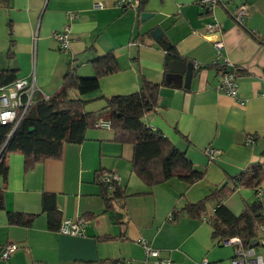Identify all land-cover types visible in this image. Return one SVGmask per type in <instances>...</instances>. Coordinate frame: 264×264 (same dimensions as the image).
Masks as SVG:
<instances>
[{
    "label": "crops",
    "instance_id": "1",
    "mask_svg": "<svg viewBox=\"0 0 264 264\" xmlns=\"http://www.w3.org/2000/svg\"><path fill=\"white\" fill-rule=\"evenodd\" d=\"M197 1L144 0L141 8L133 9L119 7L117 0H0V73L33 81L35 94H53L69 68L76 76L91 78V61L115 57L119 69L100 76L99 88L79 97L87 112L101 110L112 96L135 93L141 78L161 84L170 60L205 67L193 69L197 74L187 88L172 82L161 85L155 108L143 118L204 172L202 180L143 184L131 168L132 145L113 141L110 128L95 127L82 143L63 144L58 158L26 170L24 156L11 153L5 183L0 176V254L9 245L17 249L7 259L0 257V264H142L139 240L174 264H230L233 246L212 236L208 219L184 214L170 218L174 210L202 200L215 188L230 187L231 177L251 167L262 172L264 216V0H243L248 13L241 25L234 21L240 0L213 8ZM141 13L151 15L141 21ZM211 22L222 32L219 56L212 45L216 36L205 35ZM65 28L69 47L62 51L53 34ZM155 28L161 31L157 39L151 35ZM166 47L177 58L167 61ZM223 60L237 68L243 105L216 88ZM208 148L219 150L216 159H208ZM102 172L116 175L123 193L109 209L100 194ZM45 195L52 196L61 218H84L83 236L63 235L58 227H49L42 210ZM254 200L252 189L239 187L221 204L238 216L245 203ZM216 206L214 201L206 204L208 215ZM9 213L34 218L28 226L11 224Z\"/></svg>",
    "mask_w": 264,
    "mask_h": 264
},
{
    "label": "trees",
    "instance_id": "2",
    "mask_svg": "<svg viewBox=\"0 0 264 264\" xmlns=\"http://www.w3.org/2000/svg\"><path fill=\"white\" fill-rule=\"evenodd\" d=\"M143 2L141 0L139 8ZM165 52L167 61L177 58L171 48L166 47ZM91 65L93 77L81 78L69 68L60 87L53 94L46 98L33 94L32 103L16 126L0 125V176L3 183L7 177L6 160L9 154H22L25 170L29 169L45 159L58 158L63 144H80L85 141L87 132L94 129L99 121L107 122L114 132L113 141L132 145L131 168L143 184L154 186L172 178L189 184L202 180L204 172L196 170L184 154L155 129L147 127L143 120L144 115L155 108L160 86L169 83L163 81L161 84H154L141 78L139 89L135 93L112 96L106 100L101 110L87 112L84 110L85 102L79 97L96 91L100 76L119 69L112 54L91 61ZM15 80L14 75L8 71L0 73V87ZM103 173H100L98 182L105 209H109L113 202L123 199V193L118 182L102 183L100 177ZM261 181L262 172L259 167L246 168L229 179L230 187L225 184L215 188L202 200L174 210L170 219L175 220L180 214L194 220L206 218L214 238L223 241L236 237L246 247L258 236V228L264 219L261 195H258ZM239 187L252 189L255 200L245 203L243 211L238 216H233L222 206L221 201ZM52 199L51 195L43 196L42 210L47 214L49 227L56 229L62 218L54 203H51ZM210 201L217 202V206L208 215L206 204ZM3 208L2 186L0 210ZM33 218L34 216L8 214L11 224L28 226Z\"/></svg>",
    "mask_w": 264,
    "mask_h": 264
},
{
    "label": "built area",
    "instance_id": "3",
    "mask_svg": "<svg viewBox=\"0 0 264 264\" xmlns=\"http://www.w3.org/2000/svg\"><path fill=\"white\" fill-rule=\"evenodd\" d=\"M232 0H198L197 3L206 8H213L224 2H231ZM140 0H117V5L121 8L131 7L137 9L139 7ZM96 7L101 5L96 3ZM248 13V6L243 1L235 7L234 21L241 25L243 19ZM72 17V15H71ZM206 37L216 38L212 40V45L215 49L217 56L220 55L224 48L222 41V32L217 23L211 22L206 25ZM220 36V37H218ZM53 38L58 44L60 50L65 51L69 47V34L65 28L61 32H55ZM195 69H199L203 66L199 64H193ZM223 71L221 79L216 84V88L219 92L236 100L240 105L244 102L238 98V75L236 67L226 60L222 62ZM35 93V86L33 81L15 80L7 86L0 87V125H14L19 122L22 116L27 111L28 107L32 103V97ZM98 128H109L107 122L99 121L96 125ZM247 143H251L250 138L247 139ZM219 150L215 148H208L205 151L209 160H214L219 155ZM101 182L110 184L112 182H118V177L114 174L104 172L101 175ZM261 195V192H258ZM204 220V219H203ZM84 218H62L58 226V232L68 236H83L84 234ZM225 246H233V257L230 264H264V219L258 228V236L251 240L250 243L244 247L241 241L234 237L221 241ZM139 243L144 252V258L142 264H174L169 258L160 256V252L157 249L152 248L145 240H139ZM17 249L16 245H9L1 250L0 257L7 259L9 254ZM198 264H212L204 260Z\"/></svg>",
    "mask_w": 264,
    "mask_h": 264
},
{
    "label": "water",
    "instance_id": "4",
    "mask_svg": "<svg viewBox=\"0 0 264 264\" xmlns=\"http://www.w3.org/2000/svg\"><path fill=\"white\" fill-rule=\"evenodd\" d=\"M151 14L141 13V21H144ZM151 35L157 39L161 35L159 28H155ZM193 63L184 62L180 60H170L168 63V72L165 74V81L167 83L172 82L175 87L187 88L191 81V78L197 74V71H193Z\"/></svg>",
    "mask_w": 264,
    "mask_h": 264
}]
</instances>
